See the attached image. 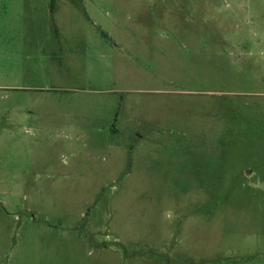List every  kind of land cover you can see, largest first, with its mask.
<instances>
[{"label":"rangeland","instance_id":"obj_1","mask_svg":"<svg viewBox=\"0 0 264 264\" xmlns=\"http://www.w3.org/2000/svg\"><path fill=\"white\" fill-rule=\"evenodd\" d=\"M0 264H264V0H0Z\"/></svg>","mask_w":264,"mask_h":264}]
</instances>
